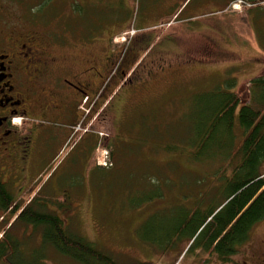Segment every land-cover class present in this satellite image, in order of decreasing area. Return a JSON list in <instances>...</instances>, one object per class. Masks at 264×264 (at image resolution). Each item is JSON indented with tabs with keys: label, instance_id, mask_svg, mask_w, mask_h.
Wrapping results in <instances>:
<instances>
[{
	"label": "rangeland",
	"instance_id": "1",
	"mask_svg": "<svg viewBox=\"0 0 264 264\" xmlns=\"http://www.w3.org/2000/svg\"><path fill=\"white\" fill-rule=\"evenodd\" d=\"M19 2L22 9L17 2L10 5L15 18L23 21L33 16L30 26L40 33H50L52 39L69 42L82 65L92 62L87 75L97 77L90 85L100 96L94 108L93 131L101 135V146L111 156L113 166L100 180L91 174L97 192L91 195V201L69 200L67 207L64 204V228L95 244L117 263H166L168 258L159 261L162 253L156 248L165 244V238L159 236L156 240L153 233L174 228H154V223L173 217L179 205L193 209L200 191L205 192L206 207L222 200L218 190L213 193L217 186L214 172L217 166H224L218 156L211 164H192L190 154L181 160L178 151L166 149L191 146L187 130L191 115L198 103L201 109L202 105L207 108V99L213 94L223 97L233 90L241 105L252 99L251 82L264 76V29L259 28L264 16L256 24L251 21L250 11L264 8V3L228 5L225 0L224 10L213 16L181 15L169 26L146 28L151 27L142 25L147 0H42L36 8H32L36 0ZM127 27L129 31L123 33L121 30ZM121 51L127 53L122 55ZM110 54L118 57L117 62L124 57L126 67L133 66L124 78H111V69L105 64L114 62L112 55L107 59ZM100 72L104 76L108 73L105 79H99ZM78 108L82 109L81 104ZM234 135L239 144L241 132L234 129ZM103 148L97 149L96 162L100 153L104 154ZM90 150L87 143L86 148L68 157V163H84ZM196 169L206 175L199 185L194 184ZM63 174L54 182L48 181L41 197H49L45 189L59 192ZM181 174L184 178L180 179ZM40 235L32 228L30 240L17 247L19 264H78L44 245ZM248 240L251 247H264V226L254 228ZM190 245L185 237L175 241L166 250L170 264H186ZM252 249L245 248V254ZM246 255L239 256L238 261L244 264Z\"/></svg>",
	"mask_w": 264,
	"mask_h": 264
},
{
	"label": "flooded vegetation",
	"instance_id": "2",
	"mask_svg": "<svg viewBox=\"0 0 264 264\" xmlns=\"http://www.w3.org/2000/svg\"><path fill=\"white\" fill-rule=\"evenodd\" d=\"M5 6L0 4V253L9 249L2 253L0 264L8 262L14 254L11 250L30 240L32 228H50L44 224L49 221L38 222L39 217L55 220L57 228H64V201L54 192L41 197L50 179L42 181L45 169L80 122L78 107L84 98L89 110L82 122L86 138L72 137L74 149L81 146V139L92 148L96 124L91 105L95 88L90 86L96 76L87 75L92 62L82 65L69 42L40 33L29 21L15 18L16 12ZM13 118L20 119L19 126L12 124ZM42 165L43 170L38 171ZM261 173L262 178L264 170ZM263 226L264 218L252 227L249 239L254 228ZM249 243L237 248L229 262L220 261L212 251L196 249L186 264H242L237 258L246 255L247 247L253 249L244 264H264V247L254 248ZM161 253L159 261L168 258L164 264H170L167 251Z\"/></svg>",
	"mask_w": 264,
	"mask_h": 264
},
{
	"label": "trees",
	"instance_id": "3",
	"mask_svg": "<svg viewBox=\"0 0 264 264\" xmlns=\"http://www.w3.org/2000/svg\"><path fill=\"white\" fill-rule=\"evenodd\" d=\"M12 1L19 3L18 6L21 7L18 0H0V4L1 6L14 5L11 3ZM26 1L29 3V0ZM41 1L36 0V5L32 8L38 7ZM227 1H229L228 5L236 1L250 6L256 3H264V0ZM15 6L17 8V5ZM27 10L25 9V11ZM250 13L252 14L251 21L257 24L258 20H260L259 18L264 16V8H256L251 10ZM28 14L32 16L30 11ZM33 19V16L29 18L28 15L26 21L32 23ZM259 23L262 24L259 28L264 29V22ZM59 40L62 41V39ZM124 53L126 54L127 51ZM110 56L108 55L107 59ZM113 58L114 62L110 64L111 73L113 74L111 78L115 76L124 78L132 65L126 67L127 63L124 57L120 62L116 61L118 57L113 56ZM122 64L126 67V71L123 70ZM100 76L102 79L104 78V74H101V72L99 73V79ZM233 85L232 88H234ZM251 89L252 99L245 106H240L233 90L230 91L231 93H226L223 97L213 94L211 98L207 99V108L202 105L203 109H201L200 103H198L191 115L190 127L187 128L191 138V146L167 147L166 152L178 151V156L181 160L186 159L190 154L189 159L192 164H201L203 162L211 164L215 160V156H218V161H222L224 166L222 167L221 165L215 168L214 181L217 182V186L213 193L218 190L224 202L222 203V200L213 201L206 207L203 199L205 192L200 191L198 192L199 197L197 196L196 198L198 202L193 209L188 208L187 204L186 208L179 205V209L174 213L173 217L171 216L165 222L154 223V228H174L169 231L160 230V233L157 229L154 231V239L157 240L159 236L165 238L164 245L159 244L156 246L160 251L170 250L175 241L185 237L188 238L189 242L191 241L190 252L196 249L212 251L220 261L229 262V257H233L237 248L248 241L252 227L264 218V176L260 177L264 165V76L254 79L251 82ZM234 129H238L242 134V141L239 144L237 135H234ZM151 134L149 133V135ZM171 139H173V135H171ZM177 141L182 143L179 139ZM87 143L88 141H83L79 148L86 147ZM189 148L193 150L190 152ZM78 149L66 156L63 162L66 159L68 162V157ZM109 161L113 164L111 156ZM43 168L44 165L38 171ZM58 168H60L58 172H53L49 181L55 180L63 172V165ZM96 168L102 170V174L97 172V179L100 180L102 178L100 176H105L107 171L102 168ZM97 174L94 173L96 176ZM195 174H193L195 178L194 184H202L206 175L198 173L197 169ZM181 178H184V174L180 175ZM70 180L75 179L72 175L65 174L59 183V191L62 196L65 195L63 198L69 199V194L72 202H80L81 199L91 201V195H97L95 190L88 195L85 192L70 195L72 193L71 190H69V193L65 190L67 195L64 194L62 188L72 187V185L67 184V181ZM212 189L210 187V190ZM46 220L49 222L44 224H47L50 228L34 229H38L41 232L40 238H42L43 244L54 249L56 254L58 253V255H62L78 264H121L108 256L105 251L98 249L95 244L84 240L80 235L77 236L74 232L67 230V228H57L55 220L46 217L37 219L38 222ZM171 222L172 226L168 227ZM154 243L155 240L152 241V244ZM8 249L4 248L1 250L0 257ZM14 251L15 249L11 250V253L14 254L8 259L6 264H19L17 261L18 252L17 250Z\"/></svg>",
	"mask_w": 264,
	"mask_h": 264
},
{
	"label": "crops",
	"instance_id": "4",
	"mask_svg": "<svg viewBox=\"0 0 264 264\" xmlns=\"http://www.w3.org/2000/svg\"><path fill=\"white\" fill-rule=\"evenodd\" d=\"M147 1H148V5H147L148 9L143 14L142 25L151 26V27H146V28H152V26L166 24L167 22H170L172 19H174L176 16L181 17V15H183L184 17L187 16L190 18H201L204 16L217 14L219 11H223L225 8V0H198L190 8H188V6L192 3L193 0H191L187 6L185 4L188 2V0H147ZM128 27L122 29L121 31L122 32L128 31L129 30ZM138 30H145V29L139 28ZM141 39L142 38H140V40ZM62 165H63L62 171L64 172L63 175L65 174L69 176L72 175V177L76 180V181L75 180L67 181L68 182L67 184L72 185V187L62 188L64 194H66V191L69 193V190L72 191L70 195L72 194L77 195L81 192H85L88 195L94 192L92 185L96 181H94L91 178L90 174L91 172H94L95 174L99 172L102 174V170H99L94 166V164L92 163V159L88 158L84 163H82V161H79L76 164L68 163L66 159L62 163ZM79 173L80 175H78ZM80 176L81 179H76ZM97 176L95 175V178ZM80 180L81 182H79Z\"/></svg>",
	"mask_w": 264,
	"mask_h": 264
},
{
	"label": "clouds",
	"instance_id": "5",
	"mask_svg": "<svg viewBox=\"0 0 264 264\" xmlns=\"http://www.w3.org/2000/svg\"><path fill=\"white\" fill-rule=\"evenodd\" d=\"M14 122H15V123H19V118H16V119L14 120Z\"/></svg>",
	"mask_w": 264,
	"mask_h": 264
}]
</instances>
